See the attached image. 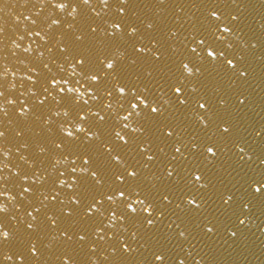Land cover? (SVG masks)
<instances>
[{
  "label": "snow or ice",
  "instance_id": "6c2138e0",
  "mask_svg": "<svg viewBox=\"0 0 264 264\" xmlns=\"http://www.w3.org/2000/svg\"><path fill=\"white\" fill-rule=\"evenodd\" d=\"M52 7H72L80 20L61 29L57 71L44 65L51 75L41 83L37 73L35 100L15 114L51 136L33 144L19 124L0 127V140L29 150L13 161L19 171L0 175L28 202L16 226L0 221V264H197L198 245L210 248L215 236L243 244L244 205L264 211V31L248 35L232 0ZM0 97L18 99L4 83ZM53 154L68 166L57 168Z\"/></svg>",
  "mask_w": 264,
  "mask_h": 264
},
{
  "label": "water",
  "instance_id": "95a60500",
  "mask_svg": "<svg viewBox=\"0 0 264 264\" xmlns=\"http://www.w3.org/2000/svg\"><path fill=\"white\" fill-rule=\"evenodd\" d=\"M59 2L61 0H0V83H4L9 98H18L14 105H9L3 97H0V109L8 112V115L5 116L4 111H0V127L14 128L19 124L25 128V138L33 144L37 140L43 141L45 137H50L51 133L42 131L41 127L38 126L40 122L35 121L33 116L28 115L18 121L15 114L20 111L19 105L21 102L28 107L35 100L33 93L37 92L39 85L33 87L32 81L37 79V73L40 74V81L43 83L44 77L51 75L48 68H51L53 72L57 71L53 61L55 60L56 63L61 62L56 47L61 29L70 30L69 24L75 23L73 17H76L77 21L80 20L77 12L72 11V7H68L63 11L52 7L53 4ZM66 2H70V0H66ZM178 2L199 4L201 0H178ZM232 2L239 5L243 11L247 22L245 32L248 35H251L252 32L259 35L264 31V0H232ZM192 10L195 11V9ZM23 16H28L29 19L25 21ZM32 20H35L36 23L33 24ZM54 20L63 21L60 28L53 23ZM249 27L251 32H249ZM109 30L111 31V29ZM37 31L40 32L39 36L35 35ZM25 49H28V51H25ZM122 52L123 49L116 54L119 55ZM256 55L259 59V44H257ZM45 64L48 65V68L44 67ZM72 70L71 67H68L69 73ZM76 71L78 72V69ZM5 72H7L6 81ZM29 76L32 77V80L28 79ZM78 78V76L73 77V79ZM253 85L255 88L256 119L259 120L262 93L258 76ZM89 104H93V101L90 100ZM44 111L45 119H47V110ZM55 111L56 109H53V112ZM92 111H96V108L94 107ZM52 119L58 120L59 118L53 115ZM17 148L18 141L13 136H10L8 140H0V175H7L9 169L13 173L19 171L14 167L13 161L22 164L17 157L20 152L27 155L29 150L21 148L18 152ZM31 151L39 152V149L33 147ZM56 159L61 161L60 164L56 165L60 170L68 166L67 162L58 154H53L52 164H55ZM69 160H71V157H69ZM24 167H27V165ZM49 170L51 171V167ZM27 179L28 182H31L36 178L30 176ZM23 180L24 178L21 177V181ZM252 187L255 189L259 186L253 185ZM20 192L21 189L18 184H6L4 181H0V206H6L9 209L6 217L4 214H0V221L8 224L9 227L16 226L19 223V219H13V216L24 218V210L28 202L24 200ZM12 197H15V199H11ZM40 198L43 199V197ZM18 201H23V204ZM28 211H32V209L28 208ZM243 212L244 215H241L240 219L244 220V224L239 225L237 222V226L244 231L246 235L245 242L241 245L233 244L235 237H231L230 232L222 236H215L208 241V244L211 245L210 248L205 244L198 245L197 251H200V255L196 257L197 264H264V211H261L258 206L253 207L245 204ZM33 215H36V213L33 212ZM27 219L31 218L27 217ZM0 260H2V257H0ZM4 264H11V262L5 261ZM25 264H28V262H25ZM48 264H58V262L53 257L48 260ZM90 264H98L95 257H92Z\"/></svg>",
  "mask_w": 264,
  "mask_h": 264
}]
</instances>
